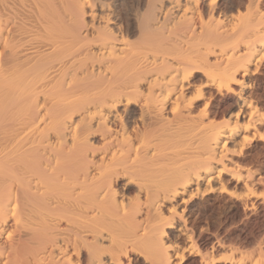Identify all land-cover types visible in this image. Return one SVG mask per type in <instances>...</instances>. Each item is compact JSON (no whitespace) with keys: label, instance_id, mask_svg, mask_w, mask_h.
<instances>
[{"label":"bare ground","instance_id":"obj_1","mask_svg":"<svg viewBox=\"0 0 264 264\" xmlns=\"http://www.w3.org/2000/svg\"><path fill=\"white\" fill-rule=\"evenodd\" d=\"M262 137L264 0H0V264H264Z\"/></svg>","mask_w":264,"mask_h":264},{"label":"snow or ice","instance_id":"obj_2","mask_svg":"<svg viewBox=\"0 0 264 264\" xmlns=\"http://www.w3.org/2000/svg\"><path fill=\"white\" fill-rule=\"evenodd\" d=\"M262 139H264V137H262ZM9 235H11V234H9Z\"/></svg>","mask_w":264,"mask_h":264}]
</instances>
